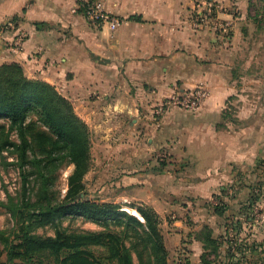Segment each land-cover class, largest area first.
<instances>
[{
    "label": "crops",
    "instance_id": "0c3cea01",
    "mask_svg": "<svg viewBox=\"0 0 264 264\" xmlns=\"http://www.w3.org/2000/svg\"><path fill=\"white\" fill-rule=\"evenodd\" d=\"M94 1L122 23L91 24L79 0H0V65L17 63L28 78L54 86L96 136L109 139L107 164L118 184L162 218L177 194L207 197L229 177L216 170L262 160L264 56L246 42L262 18H253L249 0H213L218 25L200 28L191 25L189 0ZM8 22L14 27L3 29ZM20 32L26 39L12 52ZM200 86L208 96L197 111L166 105L154 118L153 106ZM234 102L235 118L226 119ZM163 154L169 165L155 172ZM184 163L185 179L176 172ZM185 209L199 223L192 229L174 215L179 228L168 235L177 244L204 225L214 229L210 221L200 224L212 211ZM184 245L197 264L199 239L193 233Z\"/></svg>",
    "mask_w": 264,
    "mask_h": 264
},
{
    "label": "trees",
    "instance_id": "16d2710c",
    "mask_svg": "<svg viewBox=\"0 0 264 264\" xmlns=\"http://www.w3.org/2000/svg\"><path fill=\"white\" fill-rule=\"evenodd\" d=\"M0 121V168L12 166L18 176L15 192L3 189L5 199L0 201L11 222L10 227L0 228V264H169L160 219L153 209L136 207L134 216L119 205L85 197L83 179L91 164L89 127L54 86L28 78L17 63L0 65ZM168 163L153 170L161 172ZM69 165L73 170L61 199L56 183L61 169ZM232 187L223 186L219 192L225 194ZM247 188L242 206L249 223L248 211L264 199V182ZM225 210L215 207L214 213L222 216ZM65 218H83L102 230L68 232L62 228ZM46 226L53 230L52 236L36 234ZM209 229L203 226L195 235L204 251L202 264L211 242ZM93 247L101 248L100 255L93 254ZM228 257V264H249L236 248Z\"/></svg>",
    "mask_w": 264,
    "mask_h": 264
},
{
    "label": "rangeland",
    "instance_id": "374dc122",
    "mask_svg": "<svg viewBox=\"0 0 264 264\" xmlns=\"http://www.w3.org/2000/svg\"><path fill=\"white\" fill-rule=\"evenodd\" d=\"M248 5L250 8V13L254 16L253 18L261 16L262 19L261 23L258 24L257 27L254 25V30H252L253 33L248 35L249 39L246 42L248 44V48L250 49L249 51H251L252 54L262 57L264 56V37L261 40L256 35L264 34V0H249ZM238 13L239 10H233L234 16H237ZM215 15L217 16V14ZM235 104L236 103L234 102V106L232 105L233 107L227 110L226 119L235 118V113L238 107ZM155 109H157V106L152 107V114H154V118L158 116ZM181 109L187 110L185 108ZM127 121L131 123V120L129 119ZM0 124H3V122L0 121ZM89 131L91 143V164L89 172L84 176L83 179L87 192L85 197L88 200L97 203H111L119 205L122 207L123 211H127L129 213L131 211L133 215H137L136 207L145 206L151 208L143 201L139 200L140 197H142L141 194L133 193L131 190H129L131 187L129 188V186H123L122 184L117 183L118 180L114 179L115 177L112 175L113 168L110 165L111 163L107 164L111 158V154L108 152L110 147H105L107 144L109 145V139L101 140L98 136H96L91 127H89ZM11 138L16 141L15 136H11ZM101 146H104V150L100 149ZM261 159L264 161V153L263 157L261 156ZM169 160V156L167 154H163L157 158L156 161L159 164L164 161L169 162ZM257 161L252 166L245 165L244 167H237L236 165H231L227 166L225 169L216 170V175L223 176L225 170L227 169L225 174L229 175V177L219 182V187H216V189H214L207 197H200L197 199L188 197L183 193L177 194L172 199L175 208L174 206H172V209L169 208L170 206L163 207L164 210L162 209L163 211H161V216H164L162 218H160L156 211L151 208L155 211L160 219V228L163 234L164 244L166 239L168 242L167 247L166 245L165 247L168 251L167 258L169 264H193L190 259L192 252L189 247L185 246L184 244L188 242L189 237L193 233L196 235L201 230V228H203V226L198 232L193 231V233H189L186 239H183L178 244L177 242L175 243V238H170L168 235L172 230L179 228L175 227L173 223H171L174 215L179 219V221H182L187 227H191L192 229L199 223L195 222V219L192 217L190 218L186 214L187 211L185 208H189V211L195 209L202 210L205 213L210 210L214 214L212 215L210 212V218L203 217L204 221H202L203 223H200L205 224L207 220L210 221L214 227V229L209 227L212 230V236L210 237L211 242L207 244V251L204 256V261L206 264H228V255L232 254V251L235 248L238 249V251L241 250V253L245 256L247 254V258L252 259L250 264H264V199L259 201L257 205H255L253 208H250V211H248L247 215L250 218L249 223L245 221L246 210H243L242 206V203L245 201L246 195L249 191L247 185L256 182H264V166H261L263 162L257 166ZM185 164L186 163L182 164V166L176 171L183 173L182 175H179L183 177V179H185L186 172L190 170L188 169V165L183 168ZM72 170L73 165H69L63 167L60 171L55 189L59 192V197L61 199L64 197V194L67 190V177ZM170 172H173V170ZM230 185L233 187L228 188L225 194H221L219 192V188L223 186L228 187ZM17 186V171L12 166L7 167L6 169L0 168V201L5 199L3 189H7L9 192L14 193L17 189ZM215 207H225L226 210L222 216H219L218 214L214 213ZM241 207L243 211L240 213ZM183 210H185V213ZM10 226L11 222L9 215L3 209H0V228L6 229ZM62 228H66L68 232H97L102 230V228L93 223L85 221L83 218L62 219ZM201 232L203 236L205 232H203V230ZM36 234L41 236H52L53 230L48 226L40 227L36 230ZM235 244L237 247H235ZM245 248L247 251L244 250ZM228 250L231 251L228 252ZM92 251L93 254L98 256L102 250L101 248L93 247ZM203 252L204 251L202 249V253ZM197 264H202L201 259L197 261Z\"/></svg>",
    "mask_w": 264,
    "mask_h": 264
},
{
    "label": "built area",
    "instance_id": "2783aa9c",
    "mask_svg": "<svg viewBox=\"0 0 264 264\" xmlns=\"http://www.w3.org/2000/svg\"><path fill=\"white\" fill-rule=\"evenodd\" d=\"M190 2V21L191 25L195 28H200L208 23L214 22L218 25L216 11L213 0H189ZM79 6L85 18L94 25L101 23H109L111 27L117 26L122 23L116 17L110 16L103 8V5L94 0H79ZM13 28V23L8 22L4 28ZM26 35L20 32L11 46L12 52L21 50ZM208 93L203 86L197 87L189 92H182L174 94L167 102H163L157 107L156 114L163 112L166 105L177 106L185 108L190 111H197L203 102L206 100Z\"/></svg>",
    "mask_w": 264,
    "mask_h": 264
},
{
    "label": "water",
    "instance_id": "95a60500",
    "mask_svg": "<svg viewBox=\"0 0 264 264\" xmlns=\"http://www.w3.org/2000/svg\"><path fill=\"white\" fill-rule=\"evenodd\" d=\"M135 216V215H134ZM137 217V216H136ZM139 218V217H138ZM140 220H141V218H140Z\"/></svg>",
    "mask_w": 264,
    "mask_h": 264
}]
</instances>
